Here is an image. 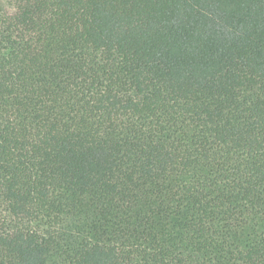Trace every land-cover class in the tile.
I'll list each match as a JSON object with an SVG mask.
<instances>
[{
	"label": "trees",
	"instance_id": "obj_1",
	"mask_svg": "<svg viewBox=\"0 0 264 264\" xmlns=\"http://www.w3.org/2000/svg\"><path fill=\"white\" fill-rule=\"evenodd\" d=\"M0 264H264V0H0Z\"/></svg>",
	"mask_w": 264,
	"mask_h": 264
}]
</instances>
